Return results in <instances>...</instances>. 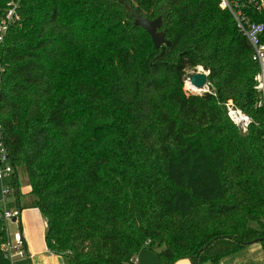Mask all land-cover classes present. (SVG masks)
<instances>
[{
	"label": "trees",
	"instance_id": "1",
	"mask_svg": "<svg viewBox=\"0 0 264 264\" xmlns=\"http://www.w3.org/2000/svg\"><path fill=\"white\" fill-rule=\"evenodd\" d=\"M220 1L18 2L0 47V140L9 207L40 212L50 255L137 264L148 249L157 264H220L253 240L264 255L257 68ZM247 13L264 26V9ZM139 17L161 18L168 45L155 49ZM197 69L207 92L187 94ZM227 101L252 120L246 133L226 117ZM6 238L0 218V247Z\"/></svg>",
	"mask_w": 264,
	"mask_h": 264
},
{
	"label": "built area",
	"instance_id": "2",
	"mask_svg": "<svg viewBox=\"0 0 264 264\" xmlns=\"http://www.w3.org/2000/svg\"><path fill=\"white\" fill-rule=\"evenodd\" d=\"M20 0H13L0 12V47L9 28L18 21L17 7ZM220 7L231 15L239 34L246 40L250 51L251 61L257 72L253 77V90L256 94L255 107L264 113V43L262 36L264 26L251 21L247 11L261 12L264 9V0H221ZM3 67L0 63V73ZM207 92V89L206 91ZM225 114L231 124L240 132L246 133L252 120L242 113L231 101L223 104ZM13 170L8 163L7 152L0 140V218L6 226L7 238L0 249L8 264H19L29 259L25 240L19 230L9 233L8 226L16 225L19 213L10 208L11 180ZM14 219V222H11ZM136 262V259H135Z\"/></svg>",
	"mask_w": 264,
	"mask_h": 264
},
{
	"label": "crops",
	"instance_id": "3",
	"mask_svg": "<svg viewBox=\"0 0 264 264\" xmlns=\"http://www.w3.org/2000/svg\"><path fill=\"white\" fill-rule=\"evenodd\" d=\"M23 193L29 192L28 187H23ZM12 231L19 230L25 240L26 249L29 254V259L20 262L19 264H67L63 257L50 255L47 252L45 245V222L42 219L40 212L37 209H25L19 213L18 221ZM143 251L149 252L154 256L152 261L148 262V257L144 256ZM137 264H157L155 252L143 249L136 255ZM174 264H190L188 260H179Z\"/></svg>",
	"mask_w": 264,
	"mask_h": 264
},
{
	"label": "water",
	"instance_id": "4",
	"mask_svg": "<svg viewBox=\"0 0 264 264\" xmlns=\"http://www.w3.org/2000/svg\"><path fill=\"white\" fill-rule=\"evenodd\" d=\"M134 26L140 27L149 36L155 49L168 45L163 33L160 31L161 18L158 17L153 21H147L146 19L139 17L135 20ZM185 82H188L190 86L197 91V93L205 92L208 87L207 73H204L202 69H200V72L190 74ZM11 222H14V219ZM257 242L258 240H253L245 245H252Z\"/></svg>",
	"mask_w": 264,
	"mask_h": 264
},
{
	"label": "rangeland",
	"instance_id": "5",
	"mask_svg": "<svg viewBox=\"0 0 264 264\" xmlns=\"http://www.w3.org/2000/svg\"><path fill=\"white\" fill-rule=\"evenodd\" d=\"M197 72H200V71H198V69H197ZM184 91L187 94H190L189 91H186L185 89H184ZM200 93H202V92H200ZM200 93H193V94L199 95ZM185 155L188 158V153H185ZM186 165L189 166L188 159H186ZM204 165H205L204 160L202 159L201 155H199L198 159L196 161H194V165L192 166L193 167L192 176H193L194 180H196V181L199 180L201 172H202V166H204ZM172 174H173L174 178H178V175H179L178 172L173 170ZM22 189L23 188H21V190ZM180 202H182V201H180ZM13 229H14L13 226H11V225L8 226V231L9 230L12 231ZM9 233H12V232H9ZM143 252L146 253V254H144V256L148 257V262L152 261L154 259L153 258L154 256H152L149 252H147V251H143ZM220 264H264V255L261 252L258 244L255 243V244L248 245L247 247H245V249L241 253L224 259Z\"/></svg>",
	"mask_w": 264,
	"mask_h": 264
},
{
	"label": "bare ground",
	"instance_id": "6",
	"mask_svg": "<svg viewBox=\"0 0 264 264\" xmlns=\"http://www.w3.org/2000/svg\"><path fill=\"white\" fill-rule=\"evenodd\" d=\"M198 71H200V69H198ZM184 89L186 91H189L190 93H197V91L193 87H191L188 82L184 83Z\"/></svg>",
	"mask_w": 264,
	"mask_h": 264
}]
</instances>
